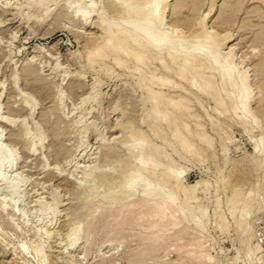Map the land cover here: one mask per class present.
Wrapping results in <instances>:
<instances>
[{
    "label": "rangeland",
    "instance_id": "rangeland-1",
    "mask_svg": "<svg viewBox=\"0 0 264 264\" xmlns=\"http://www.w3.org/2000/svg\"><path fill=\"white\" fill-rule=\"evenodd\" d=\"M31 1L0 0L1 113L16 120L11 126L0 125L1 145L18 156L14 166L7 168L6 176L11 183L21 185L19 195L12 199L0 182V264H209L194 254L196 250L215 257L214 264H233L234 257L245 250L229 211L233 189H239L237 197L252 189L257 191L258 201L264 196V150L258 154L254 148V139L264 134V40H259L264 31V0L170 1L169 19L179 21L177 24L186 31L210 13L209 29L218 30L219 37L232 33L223 51L232 47L237 63L251 75L255 88L252 108L259 124L244 125L232 111L218 108L207 95L192 92L187 94L193 113L188 120L191 128L213 139L212 146L196 137L197 150L185 151L174 137L173 127L156 125L165 132L150 140L163 145L162 152L169 157L163 158L164 162L184 171L185 184L193 185L200 179L210 183V189L198 191V200L193 199L188 206H202L206 212L205 234H200L195 223L202 212L191 215L188 208L178 224H169L158 233L162 239L156 238L157 229L148 230L147 225H117L118 210L126 202L109 211L103 203L104 192H90V185L95 186L94 176L84 177L85 169L113 165L124 155L120 141L113 140L123 139L128 126L136 124V136L150 133L149 125L141 118L147 91L132 72L134 63L130 61L131 68L118 67L112 59L88 64L87 50L97 30L82 27L65 1L60 6L54 4L48 14L46 5ZM106 66L111 71L107 72ZM160 68L158 72L162 73ZM28 101L34 103L33 110ZM208 114L214 116V121ZM120 120L122 127L117 126ZM33 134L37 140H32ZM164 137L169 145L164 144ZM116 145L123 150H110ZM179 204L177 201L175 207ZM259 209L254 214L255 234L257 223L264 227V204ZM220 213L227 218L225 227L218 225ZM77 224L93 227L94 231L87 241L85 228L74 246L68 239ZM182 227L186 230L180 231ZM148 235L159 243L145 239ZM237 264L248 263L240 258Z\"/></svg>",
    "mask_w": 264,
    "mask_h": 264
},
{
    "label": "bare ground",
    "instance_id": "bare-ground-1",
    "mask_svg": "<svg viewBox=\"0 0 264 264\" xmlns=\"http://www.w3.org/2000/svg\"><path fill=\"white\" fill-rule=\"evenodd\" d=\"M32 1L34 2V0ZM37 1L38 3L40 2L39 4L43 3L46 5V14L54 8V4L60 6V2L65 1V6L72 12L73 17L81 22L82 27H92L97 30L91 36L94 41L93 45L87 50L88 64H95L104 59H112L118 67L131 68L129 65L130 61L134 63L131 68L132 72L138 75L142 88L147 91V95L143 98V106L146 110L141 118L143 123L149 125L150 133L142 132L140 136H136L134 133L136 124L130 123L134 126H128L129 130L125 128L128 130H125L128 132L125 135L127 137L113 140L120 141L121 146L124 147V155L120 156L116 163L112 162L114 163L113 165H99L96 168L85 169L84 177L87 179L94 176L92 179L97 184L94 182V187L90 185V192H96V195L97 192L102 193L103 191V203H105V207L108 206L109 211L114 205L126 202L119 210L117 209L119 211L115 219L117 225L122 226L129 222L135 223L137 226L147 225L146 229L148 230L157 229L155 236L156 238H161L158 233L163 231L169 224H178L180 216L189 208L191 201L193 199L198 200V191L205 192L209 190L210 183L206 179H200L193 185L185 184L182 177L184 171L176 168L171 162H164L163 158L168 157V154L162 152L163 145H157L150 140L154 136H162V133L165 132L162 127L161 129L156 128V125L166 124L173 127V135L180 141L181 147L185 151L195 152L197 150L194 142L196 137L204 144L212 146L213 139L202 130L191 128L188 120L193 113L191 111L190 98L187 94L192 92L207 95L216 102L218 108L232 111L244 125L253 122L259 124V119L253 110L255 108H252L255 88L252 85L251 75L247 69L241 68V64L237 63L232 47L227 52L223 51L222 46H225V43L231 39L232 33L225 36L224 33L220 38L218 30L209 29L207 23L209 22L210 13L205 15V17L203 15L196 27L186 31L177 24L179 21L169 19V12L172 9L171 0ZM50 2H53V4L51 5ZM185 2L186 0H183V3ZM59 12L61 11L59 10ZM38 20L41 21L39 18ZM72 25L74 26V24ZM259 40H264V31L260 33ZM29 66L27 65L28 68ZM159 66H161L162 73L158 72ZM105 69L109 72L112 68L106 66ZM166 90L169 92L167 93ZM91 97L93 96L91 95L84 99L83 103L87 102ZM256 98L258 99V97ZM27 104L33 110L34 103L28 101ZM208 116L210 120L214 121L212 114H208ZM15 121L8 116L2 115L0 103V125L11 126ZM121 122L117 126L122 127L124 123ZM196 122L199 127V120L196 119ZM246 130L249 131L247 128ZM39 132L41 133V131ZM260 135L262 136L261 138L254 139V148L258 154L264 150V134ZM23 136L25 137V134ZM2 139L3 134L0 132V182L2 181L3 185L8 188V194L13 199V197L19 195L21 185L15 182L11 183L9 177L6 176V171L10 166H14L19 159L17 158L18 156H13L12 153L3 149L1 145ZM115 139H118L117 136ZM32 140H37L36 136L32 137ZM163 140L164 144H170L167 138L164 137ZM103 141H106L105 137H103ZM33 143L30 146V150H33ZM111 149L120 151L122 148L116 145L111 146ZM173 149L176 153L180 152L178 148ZM14 150L12 149V151ZM216 181L218 182V180ZM238 190L237 187L233 189L229 211L235 218L237 234L245 250L244 254L240 252L234 257L233 264H237L240 258H243L248 264H264V247L255 240L256 234L254 230V214L259 209L260 204H264V196L261 195L263 199L258 201L256 197L257 191L252 189L237 197ZM218 200L217 198L216 202L219 207ZM177 201L180 204L175 207ZM256 202H258V206H255ZM59 203L57 202V204ZM54 205L56 206V203ZM238 208H240V211L239 214H236ZM188 211L191 215H195L199 211L202 212V215L195 220V223L199 228L200 234L204 235L206 227L203 223L206 212L202 206H193ZM219 215L218 225L225 227L227 218L222 213ZM90 216L88 215L87 218ZM85 228L81 224L73 226L68 239L70 245H77L78 241H80V235L86 232ZM185 230L186 227L180 229V231ZM93 231V227H88L87 237L85 236L87 241H89ZM151 237L153 236L148 235L145 239H150ZM152 239L151 242L155 241ZM156 243H159V241ZM151 246L148 247V250ZM146 249L144 248V250ZM194 254L198 258L208 261L209 264H214L215 262V257L207 252L196 250Z\"/></svg>",
    "mask_w": 264,
    "mask_h": 264
},
{
    "label": "built area",
    "instance_id": "built-area-1",
    "mask_svg": "<svg viewBox=\"0 0 264 264\" xmlns=\"http://www.w3.org/2000/svg\"><path fill=\"white\" fill-rule=\"evenodd\" d=\"M259 224V225H258ZM256 229V240L257 242H260L264 247V227L260 225V223H257L255 226Z\"/></svg>",
    "mask_w": 264,
    "mask_h": 264
}]
</instances>
